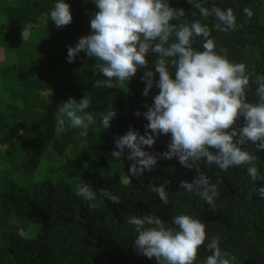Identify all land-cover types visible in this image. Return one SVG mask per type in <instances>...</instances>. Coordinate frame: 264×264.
I'll list each match as a JSON object with an SVG mask.
<instances>
[{
    "label": "trees",
    "instance_id": "trees-1",
    "mask_svg": "<svg viewBox=\"0 0 264 264\" xmlns=\"http://www.w3.org/2000/svg\"><path fill=\"white\" fill-rule=\"evenodd\" d=\"M66 2L73 15L72 22L65 25L70 32L68 42L64 28L44 24L54 0H0V47L15 50L14 60L0 64V161L5 163L0 166V264H157L155 257L148 258L136 250L134 226L126 222L129 215L151 212L169 223L173 215L185 212L200 218L208 237L218 235L221 247L236 256L237 264H264V198L256 193L264 179L253 180L243 165L224 171L199 162L200 170L213 183L220 182L213 208L196 193L180 188L181 180L191 182L199 173L182 166L178 158H160L151 171L131 176L132 161L127 159V151L120 160L112 157V151L118 150L114 143L118 136L130 128L145 133L148 121L143 112L159 89L154 86L147 97L143 95L142 68L125 85L114 80L107 86L106 77L95 68L99 61L84 51L70 63L69 46L91 33L90 20L98 9L92 0ZM170 3L185 9V20L199 19L208 24L217 49H223L230 60L246 63L250 83L258 72L264 73V0H208L206 6L231 7L238 23L243 21L242 27L231 32L215 29L214 17L200 16L187 0ZM245 7L253 10L251 19L243 13ZM195 46L199 47L200 42ZM157 58L156 54L147 56L153 70ZM255 87L252 84L249 100L257 99ZM85 95L92 101L89 111L97 117L110 106L116 110L111 127L104 130L97 118L93 125L99 131L72 128L66 122L57 132L59 105ZM137 110L140 116L134 114ZM243 122L241 117L238 124ZM82 137L87 163L73 182L48 175L27 182L9 178L21 166L36 171L52 156L60 161L49 160L46 172L61 171L66 159L76 158L81 148L70 152ZM170 139V133L162 134L153 147L145 148L162 153ZM247 147L255 152L251 143ZM48 149L49 156L42 162ZM256 155L264 177V150H257ZM114 164L118 169L107 174V168ZM81 180L91 184L98 194L101 188L113 191L121 197L120 204L104 198L98 208H91L88 201L75 194ZM166 181H170L167 205L151 187ZM32 222H39L41 228L34 236H26L24 231ZM207 254L202 245L195 264H201Z\"/></svg>",
    "mask_w": 264,
    "mask_h": 264
},
{
    "label": "clouds",
    "instance_id": "clouds-1",
    "mask_svg": "<svg viewBox=\"0 0 264 264\" xmlns=\"http://www.w3.org/2000/svg\"><path fill=\"white\" fill-rule=\"evenodd\" d=\"M92 2L98 11L90 20L91 33L80 37L75 46H69L68 61L74 62L81 51L88 57H96L99 63L95 68L106 77L104 83L109 87L114 80L129 82L142 68L143 95L147 97L154 86L159 89L143 112L148 121L145 133L130 128L118 136L114 141L118 150L112 151V157L120 160L127 151V159L132 161L131 176L151 171L160 158H178L182 166L195 168L199 173L191 182L181 180L180 188L196 193L213 208L220 194V182L213 183L200 170L199 162L224 171L243 165L253 180L264 179L256 155L257 150H264V73L258 72L250 83L246 63L230 60L223 49H217L209 25L199 19L185 20V9L172 7L170 0ZM187 3L200 16L214 17L217 30L231 32L243 26L231 7L218 4L208 7V0H187ZM243 13L248 19L254 15L249 7ZM48 15L57 27L73 20L66 0H54ZM198 41L200 46L196 47ZM149 54L158 57L154 70L149 66ZM252 84L256 85L255 101L248 98ZM91 104L86 95L61 103L55 116L56 131H62L66 122L72 128L87 130L97 118L104 130L109 129L116 110L110 106L97 117L89 111ZM134 114L140 116L141 112L137 110ZM241 117L242 125L238 124ZM169 133L171 139L164 152L145 148L153 147L160 135ZM249 143L254 145L255 152L248 150ZM169 183L151 186L165 205L169 202ZM256 193L264 198V185ZM75 194L93 209L104 198L115 204L121 202V197L108 188H101L98 194L84 180L76 185ZM126 222L134 226L136 250L148 258L155 257L157 264H195L202 245L208 254L201 264H237L236 256L221 247V238L208 237L206 224L186 212L173 215L170 223L156 212L132 214Z\"/></svg>",
    "mask_w": 264,
    "mask_h": 264
},
{
    "label": "rangeland",
    "instance_id": "rangeland-1",
    "mask_svg": "<svg viewBox=\"0 0 264 264\" xmlns=\"http://www.w3.org/2000/svg\"><path fill=\"white\" fill-rule=\"evenodd\" d=\"M44 24L51 27V28H58V29H62L64 28V30L66 31L67 34V42L69 41V29L67 27H57L55 22L52 21L50 19V17L44 19ZM15 59V50L13 47H0V64H5L9 61H12ZM117 83L123 84L125 85V82H119L116 81ZM91 128H93V130L95 131H99V127L96 125L91 124L90 126ZM54 146H56V144L53 143ZM84 145V138H79L76 140L75 145L73 146V148L71 149L70 153H74L77 151V149L81 148V146ZM83 147L78 151V153H76V158L75 159H71L70 161L66 159V164H64V166L62 167L61 171H53L52 173H48L46 172L48 168V164H49V160L52 162L55 161H60L59 159L55 158V156L52 157H48V153L49 150L48 149L45 152V155L43 157L42 162L44 161V159H46L48 157V160L44 161V163L38 167V169L36 171H27L25 170L22 166L20 168H16L15 172H12L9 175V178H13V177H17V179L19 181H24L27 182L29 180H39L45 176H50V177H56V178H63L66 179L70 182H73L74 179L76 177H79L81 175V173L83 172V166L85 163H87V159H86V155H84V152H82ZM50 158V159H49ZM73 158V157H72ZM61 159V158H60ZM62 160H65V158ZM5 163L3 161H0V166H4ZM83 167V168H82ZM118 169L117 165H111L107 168V170L105 171L107 174H112L114 171H116ZM54 179V178H53ZM1 212V211H0ZM10 224V223H9ZM7 224V225H9ZM41 228V224L39 222H32L29 226V228L24 231V234L26 236H34Z\"/></svg>",
    "mask_w": 264,
    "mask_h": 264
}]
</instances>
